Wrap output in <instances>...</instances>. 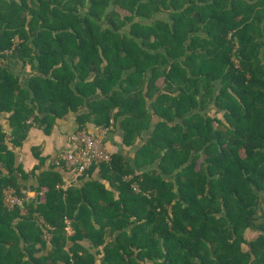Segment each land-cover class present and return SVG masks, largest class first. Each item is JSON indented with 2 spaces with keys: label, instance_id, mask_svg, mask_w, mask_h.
<instances>
[{
  "label": "trees",
  "instance_id": "trees-1",
  "mask_svg": "<svg viewBox=\"0 0 264 264\" xmlns=\"http://www.w3.org/2000/svg\"><path fill=\"white\" fill-rule=\"evenodd\" d=\"M86 108L134 163L25 172ZM0 264H264V0H0Z\"/></svg>",
  "mask_w": 264,
  "mask_h": 264
},
{
  "label": "crops",
  "instance_id": "crops-1",
  "mask_svg": "<svg viewBox=\"0 0 264 264\" xmlns=\"http://www.w3.org/2000/svg\"><path fill=\"white\" fill-rule=\"evenodd\" d=\"M15 70L17 74H22L23 82L29 78V74L31 72L30 66H27L25 71L21 70L19 66H17ZM86 111L87 108L78 114L70 112L63 119L57 121V125L49 135L45 134L42 129L37 127L32 129L23 147L21 149H14L18 156V164L23 166L25 172H31L39 165V162L33 155L34 148L39 149L41 157L45 159V165L43 166L42 170L49 169L54 163V160L58 154L71 151L72 145L70 143V137L78 130L77 118ZM87 130L91 134L100 137L105 148L111 155L122 154L129 162H131V164L134 163L136 157L135 153L137 150L133 149L132 147L125 146L122 131L119 128L109 130L105 128L97 129L95 127H91ZM10 134L11 132L8 130V135L11 137ZM11 148L13 149L12 146ZM59 171L65 178L67 184H70V182L73 181L70 172L63 170L62 168H59ZM31 195V197L35 198V193H31ZM248 236L254 237L257 236V233H253V231H251L247 233V237Z\"/></svg>",
  "mask_w": 264,
  "mask_h": 264
},
{
  "label": "built area",
  "instance_id": "built-area-1",
  "mask_svg": "<svg viewBox=\"0 0 264 264\" xmlns=\"http://www.w3.org/2000/svg\"><path fill=\"white\" fill-rule=\"evenodd\" d=\"M70 143L72 150L58 154L53 165L65 168L71 173L75 182L81 179L92 166L99 163H110L112 160V155L107 151L100 137L89 134L85 130L74 133L70 137ZM134 188L138 190L137 185H134ZM21 194L17 196L12 189L5 192V203L8 209L12 210L16 206L23 207L32 196L29 191H22ZM35 197H37L36 193ZM66 224L68 235L73 236L74 231L70 222L67 221Z\"/></svg>",
  "mask_w": 264,
  "mask_h": 264
},
{
  "label": "rangeland",
  "instance_id": "rangeland-1",
  "mask_svg": "<svg viewBox=\"0 0 264 264\" xmlns=\"http://www.w3.org/2000/svg\"><path fill=\"white\" fill-rule=\"evenodd\" d=\"M127 14L125 13V12H123V16H126ZM259 234H257V236H258ZM246 238L249 240L250 238H251V236H248L247 237V235H246Z\"/></svg>",
  "mask_w": 264,
  "mask_h": 264
}]
</instances>
